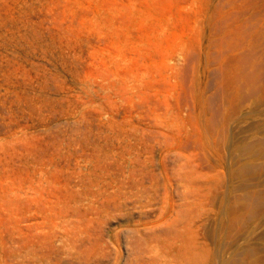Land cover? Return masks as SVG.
<instances>
[{"label":"rangeland","instance_id":"obj_1","mask_svg":"<svg viewBox=\"0 0 264 264\" xmlns=\"http://www.w3.org/2000/svg\"><path fill=\"white\" fill-rule=\"evenodd\" d=\"M0 264H264V0H0Z\"/></svg>","mask_w":264,"mask_h":264}]
</instances>
